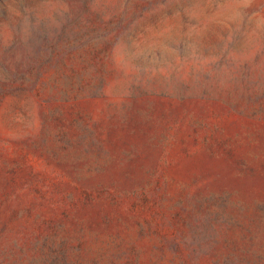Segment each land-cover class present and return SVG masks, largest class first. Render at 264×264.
<instances>
[{"label": "rangeland", "instance_id": "rangeland-1", "mask_svg": "<svg viewBox=\"0 0 264 264\" xmlns=\"http://www.w3.org/2000/svg\"><path fill=\"white\" fill-rule=\"evenodd\" d=\"M0 264H264V0H0Z\"/></svg>", "mask_w": 264, "mask_h": 264}]
</instances>
